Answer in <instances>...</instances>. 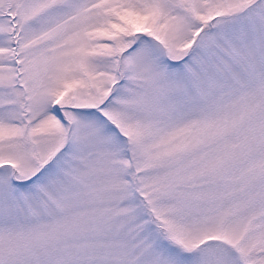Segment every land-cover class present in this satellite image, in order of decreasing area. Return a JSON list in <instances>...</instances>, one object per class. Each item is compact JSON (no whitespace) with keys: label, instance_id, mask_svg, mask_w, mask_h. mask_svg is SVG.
<instances>
[{"label":"rangeland","instance_id":"1","mask_svg":"<svg viewBox=\"0 0 264 264\" xmlns=\"http://www.w3.org/2000/svg\"><path fill=\"white\" fill-rule=\"evenodd\" d=\"M0 264H264V0H0Z\"/></svg>","mask_w":264,"mask_h":264}]
</instances>
